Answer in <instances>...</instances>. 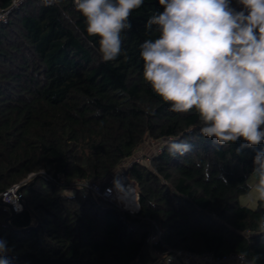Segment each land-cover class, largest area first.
Wrapping results in <instances>:
<instances>
[{"label": "trees", "instance_id": "trees-1", "mask_svg": "<svg viewBox=\"0 0 264 264\" xmlns=\"http://www.w3.org/2000/svg\"><path fill=\"white\" fill-rule=\"evenodd\" d=\"M13 1L0 0V9ZM163 11L159 0L133 10L110 62L75 0H24L0 23V194L25 183L22 212L0 201L12 264H155L154 252L240 254L264 264V201L256 209L240 203L264 141L222 145L200 134L195 109L172 112L153 91L141 45L159 37L145 25ZM176 139L191 150L170 155ZM147 141L160 150L133 161ZM123 176L138 186L134 215L78 185ZM159 231V241H148Z\"/></svg>", "mask_w": 264, "mask_h": 264}, {"label": "clouds", "instance_id": "clouds-1", "mask_svg": "<svg viewBox=\"0 0 264 264\" xmlns=\"http://www.w3.org/2000/svg\"><path fill=\"white\" fill-rule=\"evenodd\" d=\"M144 2L75 0L87 34L98 38L102 61L120 55L121 34L131 28L129 17ZM230 3L159 0L164 11L145 25H155L159 37L141 45L143 77L172 112L195 109L203 122L201 135L222 145L243 139L251 147L264 141V0H238L240 11ZM167 148L176 156L191 145L176 139ZM253 163L257 181L252 190L264 201V150ZM8 252L7 241L0 239V264H12Z\"/></svg>", "mask_w": 264, "mask_h": 264}, {"label": "built area", "instance_id": "built-area-1", "mask_svg": "<svg viewBox=\"0 0 264 264\" xmlns=\"http://www.w3.org/2000/svg\"><path fill=\"white\" fill-rule=\"evenodd\" d=\"M20 3V0H14L11 7L8 9H0V23L7 20L10 12ZM160 150V149H159ZM141 158L136 157L133 161L139 162ZM133 162H131L132 164ZM123 178L125 182L108 183L105 186L97 182H80L79 187L88 189L93 195L97 196L104 202L115 205L117 208L126 211L132 215L137 214L141 210L140 195L137 184L129 181L126 176ZM25 183H20L12 186L8 190L0 194V201L7 205L13 213H20L24 210L25 201L21 194V188ZM131 196V203L127 206L126 199ZM161 232L153 235L148 239L150 242H157L160 239ZM159 259H163L165 264H183L180 262V257H187L198 262L209 264H251L243 255L230 254L222 257H215L213 254L205 253L202 255H193L192 253L173 252L172 256H163L160 252H154ZM243 257V260H241Z\"/></svg>", "mask_w": 264, "mask_h": 264}, {"label": "rangeland", "instance_id": "rangeland-1", "mask_svg": "<svg viewBox=\"0 0 264 264\" xmlns=\"http://www.w3.org/2000/svg\"><path fill=\"white\" fill-rule=\"evenodd\" d=\"M23 1L24 0H20V3L18 5H20ZM152 145L153 144L152 143L149 144L148 141L145 142L143 147H141V149L139 150V153L137 154V157L145 158V156L146 157L147 156H152L153 153H155L156 151H158L160 149V147L158 145H156V144H154V146H152ZM256 181H257V177L252 174L251 177H250V180H249V184L251 185L250 192L247 195H243V196L240 197V203L242 205H245V206L251 208V209H256V207L258 205V200L256 199V195H255L254 191L252 190L254 188V185H255ZM67 193L71 194V192H69V191H67ZM162 264H165V262H163Z\"/></svg>", "mask_w": 264, "mask_h": 264}, {"label": "crops", "instance_id": "crops-1", "mask_svg": "<svg viewBox=\"0 0 264 264\" xmlns=\"http://www.w3.org/2000/svg\"><path fill=\"white\" fill-rule=\"evenodd\" d=\"M163 259H161V260H158L155 264H162L163 262ZM184 261H185V263L186 264H209V263H205V262H198V261H196V260H193V259H190V258H187V257H185V259H184Z\"/></svg>", "mask_w": 264, "mask_h": 264}, {"label": "bare ground", "instance_id": "bare-ground-1", "mask_svg": "<svg viewBox=\"0 0 264 264\" xmlns=\"http://www.w3.org/2000/svg\"><path fill=\"white\" fill-rule=\"evenodd\" d=\"M126 200L127 206L129 207V204L131 203V196L129 195Z\"/></svg>", "mask_w": 264, "mask_h": 264}, {"label": "water", "instance_id": "water-1", "mask_svg": "<svg viewBox=\"0 0 264 264\" xmlns=\"http://www.w3.org/2000/svg\"><path fill=\"white\" fill-rule=\"evenodd\" d=\"M21 190H22V188H21ZM24 201H25V199H24ZM13 215V214H12Z\"/></svg>", "mask_w": 264, "mask_h": 264}]
</instances>
